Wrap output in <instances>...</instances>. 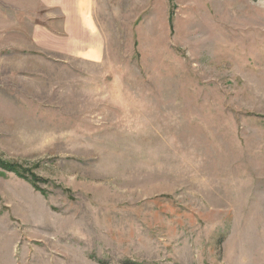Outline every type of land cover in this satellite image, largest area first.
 Listing matches in <instances>:
<instances>
[{
  "label": "rangeland",
  "instance_id": "rangeland-1",
  "mask_svg": "<svg viewBox=\"0 0 264 264\" xmlns=\"http://www.w3.org/2000/svg\"><path fill=\"white\" fill-rule=\"evenodd\" d=\"M90 1L0 0V264H264V0Z\"/></svg>",
  "mask_w": 264,
  "mask_h": 264
},
{
  "label": "crops",
  "instance_id": "crops-1",
  "mask_svg": "<svg viewBox=\"0 0 264 264\" xmlns=\"http://www.w3.org/2000/svg\"><path fill=\"white\" fill-rule=\"evenodd\" d=\"M46 6L55 10L57 15H60L62 19L61 22H63L62 26L64 27L62 31L63 35H54L46 31L39 24H34L31 29V37H36V39L37 37H54L55 40H69L73 42V46L70 48L69 52H64L65 54H70L76 58L86 60L91 58L100 60L103 55V46L101 41H98L96 38L101 36L94 22L91 1L36 0V2L32 4V7L38 9Z\"/></svg>",
  "mask_w": 264,
  "mask_h": 264
},
{
  "label": "trees",
  "instance_id": "trees-1",
  "mask_svg": "<svg viewBox=\"0 0 264 264\" xmlns=\"http://www.w3.org/2000/svg\"><path fill=\"white\" fill-rule=\"evenodd\" d=\"M0 168L6 170L8 172H12V173L16 174L17 176H22V175H19L20 173L14 165L9 164V163H5L1 160H0Z\"/></svg>",
  "mask_w": 264,
  "mask_h": 264
}]
</instances>
